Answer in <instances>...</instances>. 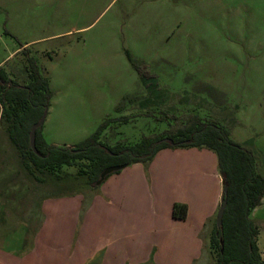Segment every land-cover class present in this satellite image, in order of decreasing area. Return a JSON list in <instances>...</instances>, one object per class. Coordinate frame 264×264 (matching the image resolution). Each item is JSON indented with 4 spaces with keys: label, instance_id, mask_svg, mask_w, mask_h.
Wrapping results in <instances>:
<instances>
[{
    "label": "rangeland",
    "instance_id": "374dc122",
    "mask_svg": "<svg viewBox=\"0 0 264 264\" xmlns=\"http://www.w3.org/2000/svg\"><path fill=\"white\" fill-rule=\"evenodd\" d=\"M20 47L48 82L51 99L38 129L47 145L75 146L109 120L100 141L130 146L194 116L225 128L233 142L253 154L256 172L264 177V0H0V67L24 83L25 58L20 50L14 52ZM3 127L1 121L0 190L16 184L21 190L23 185L12 179L24 165ZM192 164L170 152L141 164L143 191L122 197L119 216L157 225L166 199L180 193L205 196L211 190L209 179L190 176ZM78 168L62 166L49 173L24 168L45 186L38 187L29 208L8 213V226L25 215H31L30 225L39 226L37 200L43 195L72 197L79 205L72 234L79 235L90 200L100 196L104 181L89 187ZM216 173L219 177L217 166ZM22 201L20 196L17 206ZM106 209H94L84 235L111 234L100 227L108 219ZM68 210L63 206L46 235L51 229L68 235ZM249 218L257 226L256 246L263 260L264 194ZM12 229L9 235L24 234ZM34 231L29 227L28 237ZM207 251L193 264H215V249L208 245Z\"/></svg>",
    "mask_w": 264,
    "mask_h": 264
},
{
    "label": "crops",
    "instance_id": "0c3cea01",
    "mask_svg": "<svg viewBox=\"0 0 264 264\" xmlns=\"http://www.w3.org/2000/svg\"><path fill=\"white\" fill-rule=\"evenodd\" d=\"M169 152L177 154L182 161L193 163L190 176L209 179L211 190L205 196L180 193L176 198L166 199L160 211L161 222L157 225L154 221L150 223L152 226H148L143 221L135 223L129 218L120 217L122 197L129 196L135 189L143 191L142 166L145 163L130 164L118 173L107 176L100 185V196H92L77 236L72 233L79 205L72 197L46 198L43 195L41 200H37L39 226L30 225L31 215L21 218L25 223L21 224V219H18L17 223L8 226V213L16 209L23 212V209L29 208L31 197L40 192L38 187L45 186L42 179L36 178L24 166L23 171L16 175L18 177L12 179L20 182L23 188L20 190L16 184L15 188L0 190V210L3 211V216H0V264H193L201 253L207 257L213 218L215 219L219 206L222 188L221 179L216 173L215 157L205 148L187 147L160 150L152 159ZM2 163L4 161L0 157V165ZM187 165L186 173L189 174ZM2 176L0 173V178ZM123 186L125 190L121 193ZM20 196L24 201L22 206H17ZM65 205L70 209L67 212L69 219L66 221L68 235L61 236L54 229L49 230V235H46L45 229L47 226L54 227L56 218H61ZM174 205L185 207L183 219L171 216ZM99 208H105L109 212L108 219H102L100 227L104 231L109 230L111 234L103 238L84 235L85 227L90 224L89 215ZM10 218L12 219L11 215ZM134 224L142 227V230L135 229ZM29 227L35 230L33 237H28ZM2 228L7 229L4 234L1 232ZM12 228L23 229L24 234L9 235L8 230Z\"/></svg>",
    "mask_w": 264,
    "mask_h": 264
},
{
    "label": "trees",
    "instance_id": "16d2710c",
    "mask_svg": "<svg viewBox=\"0 0 264 264\" xmlns=\"http://www.w3.org/2000/svg\"><path fill=\"white\" fill-rule=\"evenodd\" d=\"M19 50L25 58L22 66L26 77L24 83L13 77L14 72L7 75L0 67V124L2 121L5 125L9 142L28 170L49 173L62 166H79L77 172L83 174L86 184L96 187L99 174L111 162L116 166L144 164L158 151L167 148L208 149L215 154L221 185L226 187L221 224L219 227L213 225L209 237L210 250L215 249V264H264L256 246L257 226L249 218V213L259 205L264 194V177L256 172L253 154L233 142L225 128L189 116L176 128L142 137L130 146L112 147L100 141L109 120H105L94 134L70 147L47 145L38 137V128L34 139L36 156L28 145L29 129L43 112L46 114L51 93L35 60L25 48ZM184 215L183 205L173 206V218L183 219Z\"/></svg>",
    "mask_w": 264,
    "mask_h": 264
},
{
    "label": "water",
    "instance_id": "95a60500",
    "mask_svg": "<svg viewBox=\"0 0 264 264\" xmlns=\"http://www.w3.org/2000/svg\"><path fill=\"white\" fill-rule=\"evenodd\" d=\"M44 118H45V112H43L41 114V116L39 117L38 121L35 122L34 124H32L30 129H29L28 145H29V148L32 151V153H34L36 156H38V153L36 152L35 145H34L35 131H36V129H38L42 125V123L44 121ZM125 167H126V165H119V166H111V167L105 168L99 174L98 180L95 182L94 185L98 186L107 175H109L111 173H114L116 171H120V170H122ZM225 194H226V187L223 186L221 188V193H220V198H219V206H218V209L216 211L215 219H214L216 227H219L220 224H221L222 215H223V212H224V209H225V206H226V201L223 199Z\"/></svg>",
    "mask_w": 264,
    "mask_h": 264
}]
</instances>
